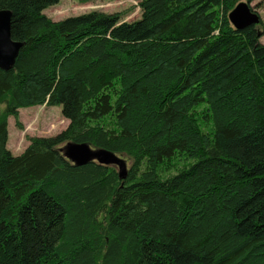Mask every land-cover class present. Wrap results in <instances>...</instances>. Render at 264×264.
Here are the masks:
<instances>
[{"label": "trees", "instance_id": "obj_1", "mask_svg": "<svg viewBox=\"0 0 264 264\" xmlns=\"http://www.w3.org/2000/svg\"><path fill=\"white\" fill-rule=\"evenodd\" d=\"M59 1L0 0L22 42L0 68V264H264V43L229 21L243 0H140L132 21L52 20ZM35 105L68 123L15 156L8 118Z\"/></svg>", "mask_w": 264, "mask_h": 264}, {"label": "rangeland", "instance_id": "obj_2", "mask_svg": "<svg viewBox=\"0 0 264 264\" xmlns=\"http://www.w3.org/2000/svg\"><path fill=\"white\" fill-rule=\"evenodd\" d=\"M139 1L90 0L80 2L78 0H60L57 4L45 8L43 13L52 20H60L92 10L107 13L122 12L124 20L132 21L140 16ZM249 5L260 17L256 28L261 34L260 41L264 43V0H251ZM67 123V119L62 116L60 105H35L19 108L17 119L12 116L8 118L7 149L17 156L28 145V137L55 135L65 128ZM123 159L129 168L130 163L125 158Z\"/></svg>", "mask_w": 264, "mask_h": 264}, {"label": "water", "instance_id": "obj_3", "mask_svg": "<svg viewBox=\"0 0 264 264\" xmlns=\"http://www.w3.org/2000/svg\"><path fill=\"white\" fill-rule=\"evenodd\" d=\"M11 16L10 10L0 9V68L3 70H9L13 67L22 46V42L11 38ZM228 18L237 30L260 22L259 15L249 5V1L237 3L228 13ZM59 151L74 166L79 167L96 162L103 166L115 167L120 180L127 177V162L112 152L92 149L87 144H75V142H67Z\"/></svg>", "mask_w": 264, "mask_h": 264}, {"label": "crops", "instance_id": "obj_4", "mask_svg": "<svg viewBox=\"0 0 264 264\" xmlns=\"http://www.w3.org/2000/svg\"><path fill=\"white\" fill-rule=\"evenodd\" d=\"M67 122H68V120H67Z\"/></svg>", "mask_w": 264, "mask_h": 264}]
</instances>
